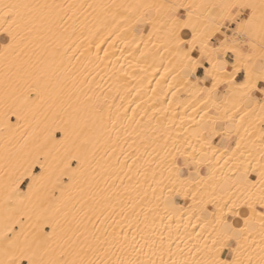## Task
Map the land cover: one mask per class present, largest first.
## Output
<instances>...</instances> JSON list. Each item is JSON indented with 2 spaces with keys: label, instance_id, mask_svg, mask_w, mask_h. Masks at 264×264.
<instances>
[{
  "label": "bare ground",
  "instance_id": "obj_1",
  "mask_svg": "<svg viewBox=\"0 0 264 264\" xmlns=\"http://www.w3.org/2000/svg\"><path fill=\"white\" fill-rule=\"evenodd\" d=\"M248 3L259 17L262 0H0L32 6L14 39L0 20V264H203L222 231L219 209L236 229L249 203L259 216L264 92L241 86L264 40L258 23L248 35L231 19L236 28H223L225 6ZM202 34L203 77L192 79L185 53L200 59ZM225 41L229 68L216 51ZM220 62L224 72L205 75ZM203 126L235 144L219 146ZM239 239L243 264H262L257 218Z\"/></svg>",
  "mask_w": 264,
  "mask_h": 264
},
{
  "label": "snow or ice",
  "instance_id": "obj_2",
  "mask_svg": "<svg viewBox=\"0 0 264 264\" xmlns=\"http://www.w3.org/2000/svg\"><path fill=\"white\" fill-rule=\"evenodd\" d=\"M32 6L26 5V4H3L0 5V9L3 10V14L0 15V20L3 21V23L9 25V28L3 29L6 33H8L9 36H13L12 32L10 31V28L12 25H17L20 23L24 17L21 13V9H28ZM182 7V6H181ZM229 9V12L225 19H231L235 21L238 25L237 32L239 34H251L252 30L256 27L257 23L259 24V29L262 34H264V0H262L261 5L259 6L261 11L259 17H257L256 9L257 5L255 4H233L225 6ZM251 13V14H249ZM242 16L246 19H242ZM179 17L176 18V24L179 26ZM184 27H188L189 25L187 22L183 24ZM205 35L202 34L200 37V40L202 41V47L200 48V59L195 60L192 58V56H189L188 53H185V56L188 57L190 68V72H195L198 65L201 64V61L205 59V49L208 47L207 42L205 41ZM237 34L234 33V37ZM14 39V36H13ZM208 39H211V36H208ZM176 40L177 44H180L179 34H176ZM197 37L195 35V29L193 30V40L192 44L195 46ZM188 45L185 44L184 47H187ZM8 47H11L9 44ZM228 47L227 41L221 44V48L217 49V56H219V52L221 50H225ZM262 48H264V45H262ZM231 51L235 53L238 57V59L243 55V53L239 50L238 47V41L233 44L231 47ZM209 63L211 61L209 60ZM217 71L218 73L224 72V63L220 62L219 65L213 64L211 70H206L205 75L210 74L211 71ZM238 71L236 65H233V73L230 74L232 79L235 78V73ZM232 79L229 80V83H232ZM259 85L260 92H264V58H262L261 64L259 66V69L257 70V74L253 76V73L248 72L245 75V83L241 87H245L249 89V94H251L252 90L257 89V86ZM264 107V105H262ZM73 159H76L73 157ZM261 195L259 199V203L261 204V210L259 213V216L256 217V211L253 203H249L248 207L252 210V216L248 219L244 220L245 228H233L232 225H229L227 223V219L224 216L223 209H219V219L218 223L222 225V231L218 234L217 239H213V249L210 250V259L203 262V264H243V261L239 258V254L241 251V243L239 237L243 234L244 231L247 230V227L250 224V221L255 217L260 222V228L262 229V238H264V172L261 173ZM255 186V185H253ZM31 187V186H30ZM224 208H228L229 211H234L232 207L229 206L228 203L224 205ZM213 216H216V212L213 213ZM230 241H235L236 247L231 249V257L229 259H222L219 255L221 249H226L230 247ZM262 252H264V249H262ZM28 264H34V261L32 257H27ZM12 264H15V261L12 262ZM73 264H76V262H73ZM80 264H83V261L80 262ZM89 264H92L90 261ZM250 264V262H249ZM262 264H264V257H262Z\"/></svg>",
  "mask_w": 264,
  "mask_h": 264
},
{
  "label": "crops",
  "instance_id": "obj_3",
  "mask_svg": "<svg viewBox=\"0 0 264 264\" xmlns=\"http://www.w3.org/2000/svg\"><path fill=\"white\" fill-rule=\"evenodd\" d=\"M179 14H181V12H179ZM242 18H245V17H243L242 16ZM225 25L226 26H228V24H226V22H225ZM231 28H236V26H235V24H232L231 26H230ZM217 41H218V39L217 38H213L212 39V44L213 45H215L216 43H217ZM242 49H243V51H248V49L246 48V47H242ZM195 53H197V52H195ZM219 56L220 57H224L225 58V60H226V62H227V64H226V67H228L229 68V65H230V63L233 61V58H232V55L229 53V52H226V54H219ZM229 62V63H228ZM193 74V75H192ZM191 74V78L192 79H196L197 77H203V69L201 68V67H199L194 73H192ZM197 76V77H196ZM243 76H244V74L242 73V72H240V73H238L237 74V76H236V80H242L243 79ZM204 83L205 84H207V85H209L210 84V80L208 79V78H204ZM258 88H259V85H258ZM222 89V88H221ZM221 95V92H217L216 93V96L218 97V96H220ZM252 95H253V97L254 98H257V99H260V97H261V94H259L257 91H253L252 92ZM203 128H204V130H206L207 131V133H208V137H210V138H212V140L216 143L217 142V144L219 145V146H223L224 144H226V146H227V148H230V147H232L234 144H235V137H234V135H230L228 138H227V143H226V139H225V137L223 136V135H216L213 131H210L209 130V128L207 127V126H203ZM217 128L219 129V130H224V126H220V125H217ZM211 132V133H210ZM215 135V136H214ZM215 138V139H214ZM224 142V143H223ZM223 144V145H222ZM253 174L252 175H255L256 174V172H252ZM260 209V208H259ZM261 210V209H260ZM240 212H241V214H245L244 212H246L245 211V209H241L240 210ZM234 219V218H233ZM230 243V245L232 244V241H230L229 242ZM225 254H227V257H228V255H229V253H228V250H225L223 253H222V255H225ZM226 256V255H225Z\"/></svg>",
  "mask_w": 264,
  "mask_h": 264
},
{
  "label": "rangeland",
  "instance_id": "obj_4",
  "mask_svg": "<svg viewBox=\"0 0 264 264\" xmlns=\"http://www.w3.org/2000/svg\"><path fill=\"white\" fill-rule=\"evenodd\" d=\"M179 13V12H178ZM173 15H174V13H172ZM171 14V15H172ZM146 15L147 16H152L153 15V11H151V10H147V12H146ZM141 21V20H140ZM225 22H226V24H228V26L227 27H225V26H223V28L225 29V30H227V31H229V27L232 25V24H230L229 25V20L228 19H225L224 18V20H223V23L225 24ZM143 25H144V23H143ZM236 26V25H235ZM211 29H213V28H211ZM209 30V29H207L206 31L207 32H209V31H212V30ZM205 31V32H206ZM210 33V32H209ZM259 37V38H258ZM246 37H243V40H244V47H246L248 50H250L249 49V39L248 38H246ZM248 39V40H247ZM259 39V42H262L263 40H264V34H262L261 32L259 33V35L257 36V40ZM218 42V41H217ZM210 44L211 45H213L212 44V42H210ZM77 54H75V56H76ZM123 87H124V85H123ZM184 93H186V91L184 92ZM182 96H183V94H182ZM126 100H128L127 98H126ZM125 100V101H126ZM261 127H263L264 128V124H262L261 125ZM145 128H147V125H145ZM57 135H58V133H57ZM146 135H147V132H146ZM195 155H198V154H195ZM181 158H182V156H179L178 157V160H181ZM193 160H190V164H192L193 166L194 165H196V163H194V161L192 162ZM71 164H75V162H71ZM36 170V169H35ZM203 170H205V169H203ZM87 173H88V171H87ZM66 180V179H65ZM24 183L21 185V187L23 188L24 187ZM55 194H57V192H54ZM261 209V208H260ZM77 212L78 213H81V212H83V209L82 210H77ZM106 212H108V210L106 211ZM98 221L97 222H94V223H91V227H90V236H89V240H90V242H89V245H90V247H91V249L93 248V247H95V246H93V243L96 241V238H98V235H97V232H98V229H99V227H98ZM96 244V243H95ZM94 252V251H93ZM95 253V252H94ZM95 255V254H94ZM93 255V259L96 257V256H94ZM226 256H227V254H225ZM95 260V259H94ZM94 260H93V264L95 263L96 264V261L94 262Z\"/></svg>",
  "mask_w": 264,
  "mask_h": 264
}]
</instances>
